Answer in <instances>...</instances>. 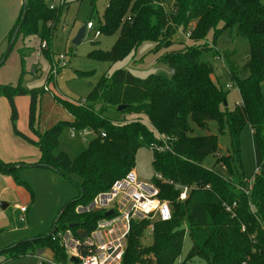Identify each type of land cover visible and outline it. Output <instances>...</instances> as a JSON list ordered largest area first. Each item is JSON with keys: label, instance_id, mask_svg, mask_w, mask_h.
<instances>
[{"label": "trees", "instance_id": "trees-1", "mask_svg": "<svg viewBox=\"0 0 264 264\" xmlns=\"http://www.w3.org/2000/svg\"><path fill=\"white\" fill-rule=\"evenodd\" d=\"M61 14L45 0H23L9 37L41 31L48 45ZM98 30L101 34H118V38L111 49H95L90 55L116 62L144 41H153V53L169 67L168 76L150 73L140 77L120 68L104 75L84 100L73 102L59 97L73 119L57 122L38 134V140L18 128L15 101L17 96L30 95L29 127L36 132L38 92L0 86V95L10 104L14 133L41 151L39 161L32 166L51 167L67 178L78 175L82 179L76 183L79 197L61 209L48 235L10 245L0 253L15 257L39 254L38 249L48 248L55 263L78 264L58 234L69 230L73 237L84 241L101 219L110 216L105 208H76L88 207L99 194L111 190L116 181L133 171L141 146L151 149L152 144L162 145L165 139L169 149L151 150L155 174L161 175L160 179L154 175L158 197L169 202L171 218L133 219L122 264H192L195 257L208 264H264L263 0H110ZM211 30L215 35L235 31L246 38L249 61L239 65L232 58L233 52L218 51L209 45L206 37ZM179 32H190V42L181 41L179 48L170 49ZM212 54H220L225 60L229 76L238 87L241 102L233 109L223 106L227 91L216 84L214 67L204 58ZM120 105L125 107L119 111ZM106 110L118 111L121 118L115 121L104 116ZM210 121H215L221 132L228 128V154L220 153L218 135L194 134L195 126L208 129ZM247 125L256 161L250 182L241 155V135ZM66 127L79 132L93 130L97 136L76 157L64 151L54 154ZM102 131L106 136H101ZM211 154L227 174L203 164ZM19 166L0 158V172L15 175ZM184 185L195 187L182 201L178 186ZM150 225L151 242L144 245L142 239ZM187 234L192 247L180 260Z\"/></svg>", "mask_w": 264, "mask_h": 264}, {"label": "rangeland", "instance_id": "rangeland-1", "mask_svg": "<svg viewBox=\"0 0 264 264\" xmlns=\"http://www.w3.org/2000/svg\"><path fill=\"white\" fill-rule=\"evenodd\" d=\"M45 2L50 5L53 0H45ZM109 2L110 0H63L61 5L55 7L59 8L62 14L53 38L47 47H42L47 39H43L41 31L27 36L20 33L16 38H13V35L9 37L19 17L23 0H0V86H20L28 91L38 92L36 132L32 133L35 140H38V134L44 133L57 122L69 118L67 109L60 102L62 98L73 102L84 100L104 75H112L120 68L127 69L140 77L161 71L169 72V67L157 60V55L153 53L156 44L149 40L144 41L124 59L116 62L100 60L90 55L95 49H111L118 38V34L102 33L98 37L95 36ZM90 20L94 23V29L91 32L86 31L82 41L75 44L73 40L78 31ZM49 24L47 23L48 26ZM175 39L176 43L170 49L179 48L181 41L190 42L183 32L177 33ZM206 42L218 51L233 52L232 58L239 65L247 63L250 59L248 40L235 31H225L215 35V32L211 30L206 37ZM61 55H64L65 59L59 61ZM204 58L214 67L212 77L216 84H221L227 91L226 103L224 102L223 106L227 105L229 109H233L241 102V97L237 85L229 76L225 60L221 59L220 54H212ZM57 61H59L58 70L54 71ZM262 92L264 95V81ZM27 96L31 101L30 95ZM59 97L60 100H58ZM103 114L115 121L121 118L116 110H106ZM19 119L20 114L18 123L26 129L27 124L29 128L28 119L21 121ZM6 134L5 139L8 145L5 146L4 155H0V158L7 163L21 164V166L15 175L0 172V200L9 203V207L5 210L0 207V251L27 239L48 235L61 209L68 202L79 197V188L76 183L82 181L78 175H73L70 179L51 167L32 166L40 159L36 158L37 149L29 142V147H18L17 142L19 143L18 140L21 139L17 140L12 138L10 133ZM194 134L218 135L220 153L228 154L231 139L227 127L224 132H221L217 123L210 121L208 129L202 130L195 126ZM93 137L95 135H92ZM87 142L85 134L78 131L73 134L72 128L66 127L54 154L64 151L71 157H76L85 148ZM241 155L244 174L252 178L256 172V161L249 125L243 129L241 135ZM152 161V150L147 146H141L134 166L139 181L154 182L155 170ZM203 164L207 168H215L227 174L221 165H216L215 155L207 156ZM16 203L20 204V207L29 208L27 215L24 214L25 221H22L23 214L20 207H15ZM155 218L158 219L159 215ZM150 242L151 237L147 234L142 239V243L147 245ZM191 247L192 241L187 234L180 260L188 254ZM36 252L41 254V258L38 254L6 257L0 253V264H42L43 257L51 258L53 261L46 264H57L54 262L55 258L50 249H38ZM192 264L208 263L202 258L195 257Z\"/></svg>", "mask_w": 264, "mask_h": 264}, {"label": "built area", "instance_id": "built-area-1", "mask_svg": "<svg viewBox=\"0 0 264 264\" xmlns=\"http://www.w3.org/2000/svg\"><path fill=\"white\" fill-rule=\"evenodd\" d=\"M63 0H53V3L48 5L55 8L61 5ZM94 23L90 20L86 25V31L91 32L94 29ZM85 31V32H86ZM185 33V32H184ZM101 35L99 30H96L95 36ZM187 38L190 32H186ZM42 47H47V42H43ZM65 59L61 55L60 60ZM57 64L54 71L58 70ZM77 130L72 128V133ZM79 132V131H78ZM79 133L85 134V138H92V135L97 136L93 130L85 129ZM101 136H106L104 131ZM163 144H152L151 149L164 151L169 149V145L165 139ZM156 178H161V175L156 173ZM252 178L246 179L248 182L253 181ZM180 188V200H185L191 188L195 186H178ZM246 192H249L248 190ZM159 188L152 183H144L139 181L136 172L131 171L125 178L114 183L111 190L99 194L86 208L78 206L76 209L91 210L94 208H105L109 210L107 215L110 217L101 219L97 228L84 241H80L73 237L71 232H60L58 235L63 240L72 257H75L78 264H122L123 254L127 246V238L131 228V221L138 218H154L159 215L160 219L168 220L171 218V207L168 201H162L158 197ZM235 205V203H234ZM21 211H26V207H20ZM231 210V207H227ZM110 212V213H109ZM24 220V218H22ZM153 225H150L148 233L151 234ZM82 249H87L89 253H85ZM44 263V262H43Z\"/></svg>", "mask_w": 264, "mask_h": 264}, {"label": "crops", "instance_id": "crops-1", "mask_svg": "<svg viewBox=\"0 0 264 264\" xmlns=\"http://www.w3.org/2000/svg\"><path fill=\"white\" fill-rule=\"evenodd\" d=\"M102 35V34H101ZM15 101H16V105H17V108H18V111H19V114H20V121L23 120V119H28V124H29V110H30V100L28 99V96H17L15 98ZM69 113V112H68ZM69 118L67 120H72V116L71 114L69 113ZM27 126V129L24 127V126H20V124L18 123V128L23 132L25 133L26 135H28L29 137L35 139V137L33 136V131L30 130L28 128V125L26 124ZM6 133H10V136L14 139H21V140H18L19 143L17 142L18 144V147H27L29 144L28 142L25 140H23L20 136L16 135L13 131V128H12V124H11V109H10V104H9V101L8 99L5 97V96H2L0 95V155L2 156V154L4 155V150L6 149V145H8V142L6 141L5 139V136L7 135ZM36 149H37V159L40 158V154H41V151L39 149L38 146L36 145H33ZM29 147V146H28ZM135 171V170H134ZM21 205L16 203L15 207H20ZM29 211V208H27V210L24 212V211H21L23 216L22 218H24V220L22 221H25L26 220V217L24 214L28 213ZM27 215V214H26ZM21 218V219H22ZM38 256H40L41 258V254L39 253ZM52 257V256H51ZM42 260L45 262V263H42V264H46V263H52V259L51 258H46V257H43Z\"/></svg>", "mask_w": 264, "mask_h": 264}, {"label": "water", "instance_id": "water-1", "mask_svg": "<svg viewBox=\"0 0 264 264\" xmlns=\"http://www.w3.org/2000/svg\"><path fill=\"white\" fill-rule=\"evenodd\" d=\"M85 31H86V25L82 26L81 29L78 31L76 37H75L74 40H73V42H74L75 44H79V43L82 41V39H83V37H84V35H85ZM159 75H161V76H165V77L168 76L167 72H165V71H161V72H159ZM225 103H226V100H225ZM124 107H125V105H120V106H118V110L120 111V110H122ZM0 207H1L2 209L5 210V209H7V208L9 207V203H7V202L4 201V200H0ZM109 213H110V212H109ZM71 226H73V225H71ZM72 259H73V260H76L75 257H73Z\"/></svg>", "mask_w": 264, "mask_h": 264}]
</instances>
